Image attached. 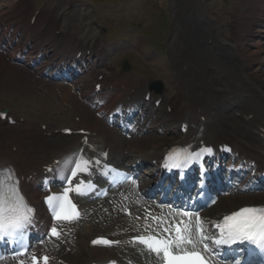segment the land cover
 I'll return each mask as SVG.
<instances>
[{"label":"bare ground","instance_id":"bare-ground-1","mask_svg":"<svg viewBox=\"0 0 264 264\" xmlns=\"http://www.w3.org/2000/svg\"><path fill=\"white\" fill-rule=\"evenodd\" d=\"M28 12L29 9L26 13ZM234 13L238 14L236 22H223L225 26L226 23L230 24L227 28L221 27L222 31L216 32L219 33L215 38L217 42L213 44L203 41L196 43V35L201 32L200 29L191 32L190 29L195 27L194 25L189 29H182L178 38L171 42L175 56L172 60L174 72L170 79L176 86L174 93L165 95L160 103L161 117L166 116L164 120L161 117L159 119L160 125L166 127L163 134L157 135L156 132L146 134V124H139L134 138L126 140L104 125L79 102L72 87L82 93L81 91L85 90V84L77 82L72 85H63L60 82L49 84L40 82L23 68L11 65L2 54H0V92L12 93L17 85L25 86L33 83V90L37 89L36 86L44 85L50 93L55 95L59 93L57 96L59 99H55L59 106L66 105L70 109L71 117H79L80 120L86 122L87 127L103 135L113 150L114 161L118 163L134 156L131 162L126 160L128 165L132 166L137 161H141L152 166V171H154L156 168L154 169L155 166L151 165L152 161L160 162L166 149L171 145L187 141L185 133L181 130V125L186 124L188 135H192L194 130H197L195 132L202 133L208 143L217 145L227 142L241 154V159L255 161V168L258 172H264V0H246L245 6L235 10ZM250 16L251 21L246 22L247 17ZM257 20L261 21V25L255 26L257 29H252L251 26ZM225 33L228 35L225 36ZM139 47L142 50L145 49L144 41L139 42ZM215 48L223 52L213 53ZM92 51L97 56L95 65L103 67L108 60L107 55L99 52L94 45H92ZM210 67L215 69L217 76L214 77V73L210 77ZM97 74L103 75L106 83L121 81L119 84L124 85L125 89L120 93L124 98L130 97L129 102L136 101L141 95L144 97L147 92L146 86L141 87L140 80L138 81L132 75H120L112 70L103 72L100 69ZM220 77L223 78L222 81L217 80ZM89 79L95 80L93 77ZM230 80L234 83V87L228 85ZM133 89L134 94H130ZM90 92L82 93L81 99L93 105L96 96ZM248 93L252 98H247ZM229 96L234 97L224 102ZM151 98H154L153 94ZM251 99H253L252 102ZM25 101L28 102L26 97ZM114 101L117 102V98H114ZM167 108L171 109L169 114L165 111ZM97 111L100 112L102 109ZM39 113L43 115L45 110L40 109ZM202 115L206 117L204 124H201L199 120ZM147 116L148 120H152L154 113L147 110ZM71 126L76 127L77 125L71 124ZM46 131H52L51 126H48ZM53 132L52 137L46 138L42 132L36 130L34 125L29 127L26 122L22 124L17 122L15 126L0 122V167L7 164L15 165L20 175H24L28 170L35 171L41 164L66 153L71 148L72 139L54 135ZM140 133L144 136L138 138L137 134ZM7 145L17 146V152L12 153L6 147ZM153 176L154 173L142 183H148ZM26 187H28L29 193L27 194L31 202L38 203V191L33 182ZM123 194L120 199H124L126 191ZM257 194L235 195L222 199L220 204L211 210L210 219L233 211L242 205L264 204V193ZM111 210H109L111 214L106 219L99 218V220L102 219L100 223L88 224L93 221L89 219L85 223H80L85 224L82 229L75 228L74 232L71 228L67 240L77 236L75 241H71L74 243L71 250L74 253L69 254L60 250L55 254L60 257L62 253L61 255L66 258L64 260L68 264H89L91 261L109 259L122 260L124 257L130 260L146 261V256L138 254V251L130 246H120L116 250L88 247L87 244L96 235L109 234L113 239L124 240L138 229L136 221L123 220L114 224L118 216ZM120 230H124L123 233H120ZM53 251L54 248L51 252Z\"/></svg>","mask_w":264,"mask_h":264},{"label":"snow or ice","instance_id":"snow-or-ice-1","mask_svg":"<svg viewBox=\"0 0 264 264\" xmlns=\"http://www.w3.org/2000/svg\"><path fill=\"white\" fill-rule=\"evenodd\" d=\"M202 151L211 152V149ZM180 152L170 153L166 158V166L178 168L180 163L177 157ZM199 153L190 154L187 162L191 163L193 157ZM72 158H66L62 162L65 168L72 164ZM170 162V163H169ZM88 161L82 157L75 159L74 167L70 169L71 176L68 177L69 184L79 172L87 171ZM5 177L0 171V240H16L23 238L24 232L33 222V209L27 205L19 190V182L14 179L11 170H5ZM73 189H65L61 196H49L46 203L54 213L56 220L71 221L78 215L75 205L69 200V192ZM77 194L81 193V185L74 189ZM180 219L172 222L161 221L158 230L154 229L155 235L139 236L134 242L146 246V248L157 255L162 256L163 264H210L205 254L216 255V249L210 248V243L218 247L232 246L247 243L259 250V255L264 256V208L245 207L224 217L223 223L216 224L219 235L211 238L205 233L203 221L199 215L195 217V236H193L192 213L187 211L178 212ZM188 218V219H185ZM155 219V218H154ZM53 236H57L56 228L51 229ZM108 240H94L93 244L109 245ZM189 246L190 249L189 250ZM202 246V251L198 250ZM47 264L48 257L41 258ZM32 264H38V258L32 257ZM234 264H239L235 260Z\"/></svg>","mask_w":264,"mask_h":264},{"label":"rangeland","instance_id":"rangeland-1","mask_svg":"<svg viewBox=\"0 0 264 264\" xmlns=\"http://www.w3.org/2000/svg\"><path fill=\"white\" fill-rule=\"evenodd\" d=\"M26 1H29L31 3V8H36L43 1H47V4H50L54 0H26ZM133 1L134 0H74L72 1V6H71L72 8L69 10L65 9L64 3L59 2L58 5H56L55 7L52 16L55 17L58 13L60 14L63 13L61 16H59V19L56 22V26L60 27L62 31L70 33L73 36L77 35V37L80 38H83L84 35L85 36L88 35L89 32L96 34L97 32L96 29L98 28L90 24V22L94 19L97 21L100 28L104 26H109L110 28L119 26L120 27L119 30L116 31V37L113 38L110 37V40H112L113 41L112 44H114L115 47L121 49L122 50L121 52H123L124 54L127 51L132 50V48L128 47L127 45L128 44L131 45L134 43L133 32L137 29V24H139L141 21L143 22L144 16H147L148 14V13H142L141 10H137L133 6ZM147 1L143 2L142 4H144L147 8H150L152 4L154 6V2L152 1L147 2ZM167 1L169 5H171L170 7L171 17H174V19L172 20V18H170V27L166 31V36L163 39H161V41L163 46L167 48L168 51V46L171 39L173 37L177 39L182 29L185 28L189 29L192 25H194L195 27H192L190 29L191 32H194L196 29L197 31L200 29L201 32V34L196 35L195 38L196 43L198 41L200 43L203 41L209 44H213L217 42L215 41L216 33L212 32L213 30L217 31L218 27L216 25L225 21H230L231 19H233V21H236L238 14L234 13L233 11L243 8L245 6L246 0H209V1L167 0ZM172 3L177 4V6L173 7ZM85 4L90 7L93 6V9L89 8L83 11L84 8H88L87 6H85ZM80 8H82V12L80 11ZM228 9H230L232 14L230 16H225L226 12L229 11ZM75 13L79 15L78 19L75 18L73 19L72 16ZM83 14L86 15L84 16ZM123 15H126V17H123ZM211 17L213 18V21H211L210 19ZM250 18L252 19L251 16L247 17L246 22H249V20L251 21ZM154 19L156 20V22L159 20L158 11L156 10L154 11ZM201 19H204V21L208 22V24L203 25V27H201V23H199ZM127 23L130 29L126 27ZM260 25H261V21L257 20L255 23H253V26H251V28L255 29L257 26ZM16 28H18V30L21 32L20 27L17 26ZM224 35L227 36L228 34L225 33ZM145 36L150 40L152 45L155 47L157 33L154 31V29L150 28L145 33ZM125 43L127 44L125 45ZM167 51H166V55H167ZM212 52L216 54H220L223 51L215 48L214 51ZM129 59L136 61L137 56H131L129 57ZM147 61L150 64L149 58L147 59ZM258 61H260L259 58ZM213 65L215 64L213 63ZM156 68H153L155 72L157 71L161 72L162 69H164V67H156ZM148 71H150L149 68ZM209 71H210L209 74L210 77L213 76L214 73H215L214 77L217 76L215 69H213L212 67L209 68ZM167 73L171 74V71H167ZM217 80L222 81L223 79L222 77H220L217 78ZM228 85L234 87V83L232 82V80L229 81ZM174 87H175L174 85H170L169 88L173 89ZM27 88L23 89L21 86L17 85L16 86L17 91H14L12 93H4L2 91L0 92V98L4 99V105L9 110H12L14 113L18 115L28 116L29 120L40 122L42 121V119L36 117L35 114L36 109H34L37 106V104L33 103L31 105L30 103H27L24 100V96L26 97L32 96L31 94H27V90H28ZM166 88L167 86H164L165 89L164 94L166 93ZM40 91L43 92V89H40ZM41 94L42 95H40V93H35L33 95L40 97L41 99L39 101L42 102L43 100H45V95L43 93ZM247 98L250 99L252 98V96L248 93ZM252 100L253 99H251V102ZM107 210L109 211L110 209L108 208ZM106 218L107 217H105V219ZM93 222L94 221L88 224H93ZM83 227H85V224L81 225L78 228L82 229Z\"/></svg>","mask_w":264,"mask_h":264}]
</instances>
